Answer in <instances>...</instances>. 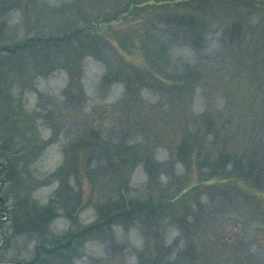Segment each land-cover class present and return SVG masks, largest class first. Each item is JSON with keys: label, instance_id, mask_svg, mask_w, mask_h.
Masks as SVG:
<instances>
[{"label": "rangeland", "instance_id": "rangeland-1", "mask_svg": "<svg viewBox=\"0 0 264 264\" xmlns=\"http://www.w3.org/2000/svg\"><path fill=\"white\" fill-rule=\"evenodd\" d=\"M0 264H264V0H0Z\"/></svg>", "mask_w": 264, "mask_h": 264}]
</instances>
